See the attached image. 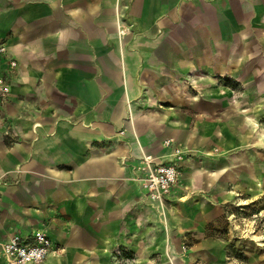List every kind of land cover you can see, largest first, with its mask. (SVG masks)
<instances>
[{"label":"crops","instance_id":"obj_1","mask_svg":"<svg viewBox=\"0 0 264 264\" xmlns=\"http://www.w3.org/2000/svg\"><path fill=\"white\" fill-rule=\"evenodd\" d=\"M0 41L17 61L0 56V239L44 231L40 264H236L230 237L206 231L222 214L241 227L234 211L264 192V0H0ZM200 113L211 132L185 127ZM173 146L181 176L162 207L135 168Z\"/></svg>","mask_w":264,"mask_h":264},{"label":"built area","instance_id":"obj_2","mask_svg":"<svg viewBox=\"0 0 264 264\" xmlns=\"http://www.w3.org/2000/svg\"><path fill=\"white\" fill-rule=\"evenodd\" d=\"M123 27L120 33H127ZM0 56L6 58L9 68L14 69L17 61L9 56L7 46L0 41ZM11 82L5 73H0V119L4 116L11 95ZM166 146L172 145V140L165 141ZM170 160L142 153L140 164L135 168L134 180L142 189L144 196L151 202L164 206L173 188L179 183L181 171L178 161L182 160V150L173 146ZM0 249L6 264H40L54 252L51 238L41 230L35 231L29 237L13 234L6 239H0ZM115 264H138L131 254L117 259Z\"/></svg>","mask_w":264,"mask_h":264},{"label":"rangeland","instance_id":"obj_3","mask_svg":"<svg viewBox=\"0 0 264 264\" xmlns=\"http://www.w3.org/2000/svg\"><path fill=\"white\" fill-rule=\"evenodd\" d=\"M219 86L223 88L225 85L232 86L237 90V94L234 95V93L231 96H228L226 98L229 99L230 103L233 105H240L239 100L241 97L239 92V86L235 84V81H224L220 80L217 81ZM211 98V97H210ZM206 99V98H205ZM250 102V101H248ZM250 108L251 104L248 105ZM254 107V106H253ZM261 109V106L259 107ZM259 114V112H258ZM262 114V122L264 123V111L261 110ZM209 116L204 113L198 114V117L194 116V123H184L186 128L190 129H196L199 130L201 128H208L211 132V123H206ZM211 118V117H210ZM198 119L204 121L202 123H197ZM260 119V120H261ZM264 134V131H263ZM211 140V139H210ZM210 144V143H209ZM208 143L205 144L204 150L201 152H193V157L191 161L193 162H199L200 166L202 167V164L206 162V160H211V145ZM263 175L262 179L258 182V187H260L262 190L264 188V145H263ZM192 162V163H193ZM202 181L206 182V184H209L208 180V174L202 175ZM210 185V192H211V184ZM264 191V189L262 190ZM255 191L252 189L251 197L253 200H250V202L244 207L242 211L237 210L236 215L241 218V223L239 228H236L235 226L231 225L226 215L222 214L219 217V221L213 226H211V222L207 227L206 233L208 234H217V236L221 238H227L230 237L232 245H228L229 248L232 250V254L236 256L235 263L240 264L245 262V258L250 260L251 258H254L260 253H262V250L264 251V192ZM211 196V193H209ZM256 215V216H255ZM244 229L246 231L244 232ZM190 241V240H189ZM187 238L185 239L184 246H187L188 242ZM258 248V249H257ZM246 255V256H245Z\"/></svg>","mask_w":264,"mask_h":264},{"label":"bare ground","instance_id":"obj_4","mask_svg":"<svg viewBox=\"0 0 264 264\" xmlns=\"http://www.w3.org/2000/svg\"><path fill=\"white\" fill-rule=\"evenodd\" d=\"M253 125H256V126H257L258 124H257V123H254ZM263 189H264V188H263Z\"/></svg>","mask_w":264,"mask_h":264}]
</instances>
